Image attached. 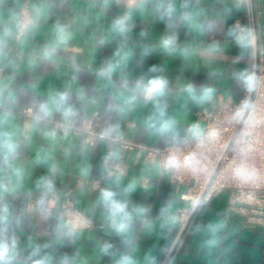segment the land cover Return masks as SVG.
Wrapping results in <instances>:
<instances>
[{
  "label": "crops",
  "instance_id": "obj_1",
  "mask_svg": "<svg viewBox=\"0 0 264 264\" xmlns=\"http://www.w3.org/2000/svg\"><path fill=\"white\" fill-rule=\"evenodd\" d=\"M157 2L143 0L126 8L115 0H31L33 22L15 41L20 0H0V131L13 133L17 144L13 168L0 162V185L7 188L0 187V207L6 205L10 212L7 230L0 224V238L15 237L17 264H32L29 254L36 245L49 264H117L126 254L135 264H160L166 258L177 232L175 219L185 205L166 173L117 143L97 139L89 144L81 134L55 129L56 122L67 124L60 109L70 105L76 113L70 126L87 124L96 112L94 130L115 126L112 134L123 131L139 143L164 147L188 137L194 111L214 104L219 96H243L246 89L235 74L251 72L252 61V47L242 48L235 38L243 1L174 0L177 12L163 19L155 11ZM261 7L258 44L264 54V0ZM125 15L130 26L126 36L113 28ZM58 24L70 39L45 58L43 51L56 45ZM165 36L176 37L172 53L160 46ZM108 64L116 65L115 70L110 78L101 77L100 69ZM155 77L168 81L163 118L177 122V141L148 130L150 121L161 119L153 102L141 97L130 110H118L138 81ZM189 84L197 95L202 87H213L212 100L194 101L185 91ZM65 92L68 101L60 106L58 94ZM42 104L48 106L47 113L40 111ZM27 107L48 120L26 119L19 111ZM112 165L124 172L107 175ZM93 179L101 180V188L88 185ZM46 180L53 185L51 191ZM130 184L134 190L125 194ZM105 188L126 200L129 210L147 209L127 236L111 229L98 203ZM65 193L91 216L94 228L68 227L60 214ZM214 223L224 224L215 237L208 231ZM213 239L214 244L207 243ZM105 245H111L107 252L102 251ZM165 264H264V216L229 208L228 192H221L199 209Z\"/></svg>",
  "mask_w": 264,
  "mask_h": 264
},
{
  "label": "built area",
  "instance_id": "obj_2",
  "mask_svg": "<svg viewBox=\"0 0 264 264\" xmlns=\"http://www.w3.org/2000/svg\"><path fill=\"white\" fill-rule=\"evenodd\" d=\"M115 1L126 8H132L143 0ZM242 1L244 13L242 18H236L235 23L237 34H251V72L257 78V85L251 92L246 90L237 100L231 96H219L214 104L194 111V122L199 123L207 133L203 141L197 142L186 137L164 147H152L127 137L123 131L104 136V132L93 128L98 123L96 112L85 125L75 127L55 123V129L81 134L89 144L99 139L109 145L117 143L125 149L134 150L138 157L156 163L166 173L185 205L175 219L177 232L174 241L160 264L166 263L175 246L184 239L199 209L221 192H228L229 208L264 216V54L258 44L262 7L261 0ZM32 22L31 0H20L13 34L15 41L24 36ZM19 113L26 119L48 120L46 115L34 113L28 107ZM172 156L182 162L181 166L167 170L166 162ZM192 156L194 160L189 165L187 159ZM109 172L121 173L124 168L112 165L107 175ZM87 183L92 189L102 186L100 179L88 180ZM60 214L74 231L96 226L90 215L74 205L68 193H65L61 202Z\"/></svg>",
  "mask_w": 264,
  "mask_h": 264
},
{
  "label": "clouds",
  "instance_id": "obj_3",
  "mask_svg": "<svg viewBox=\"0 0 264 264\" xmlns=\"http://www.w3.org/2000/svg\"><path fill=\"white\" fill-rule=\"evenodd\" d=\"M146 3V0H144ZM155 11L161 19L168 17L171 18L177 12V5L174 0H158L155 4ZM129 17L125 15L124 17L117 19L114 22L113 28L116 32L121 35H125L130 31V26L128 23ZM196 27H200L197 23ZM211 27V25H210ZM56 45L46 48L42 55L45 58H50L56 51V47L62 44H66L70 39V33L62 25L56 26ZM236 42L242 48H247L251 46L252 39L251 34L247 32H240L236 35ZM176 37L175 36H165L161 41L162 49L167 53H172L176 50ZM145 55L148 54V50H145ZM185 54H187L185 50ZM116 65L108 64L106 67L100 69L99 75L101 77L110 78ZM154 70V69H153ZM236 81L244 87L249 92L253 91L257 85V78L254 73L247 70H242L235 74ZM168 90V81L163 77H155L145 81H138L137 84L130 90L127 97H122L124 100L123 106L118 110L123 112L125 110H130L134 107L141 97L146 101L153 102L154 106L159 112L161 119L158 123L149 122L147 128L154 135L164 136L171 141H177L180 139L177 130V122L173 119H164L165 106L163 104L162 98L166 97ZM185 91L188 95L197 103L204 104L212 100L215 89L210 86L202 87L199 90V95L196 94V89L191 85H187ZM69 98L68 93L58 94V99L56 103L60 106L66 105ZM63 118L65 122L70 126L76 113L75 110L69 105L67 107H62ZM40 111L47 113L49 108L47 105H41ZM117 131L115 126L108 128L103 135L109 136L113 132ZM186 134L192 140L201 142L206 138V131L199 123H192L186 129ZM17 155V144L13 139V133L9 131H0V162H2L7 168H13V161ZM115 156V153L111 154ZM194 160V156L187 159V163L191 165ZM181 161L175 156L169 157L166 162L167 170H175L181 166ZM109 175H112L109 172ZM44 185L48 191H51L53 185L51 181L46 180ZM0 187H4L0 185ZM134 185L130 184L124 189V193H130L134 190ZM7 191V188L4 187ZM98 203L102 206L107 214V220L111 229L120 236H127L131 230L133 221L137 217H142L146 213L147 209L143 207L133 208L129 210L128 202L118 198V194L110 189H102L99 194ZM43 206V201L41 202ZM164 211V210H162ZM10 212L6 205L0 207V224L4 225L5 230H7V225L9 223ZM224 227L223 223H214L208 225V231L215 237ZM209 244H214L215 239L207 241ZM44 247H47L46 245ZM111 245H105L102 251L107 252ZM19 256V249L15 237L0 238V264H17ZM29 260L32 264H49V258L47 256L41 255V246L36 245L32 248L29 254ZM66 264V262H65ZM117 264H135V259L132 255L126 254L122 255Z\"/></svg>",
  "mask_w": 264,
  "mask_h": 264
}]
</instances>
